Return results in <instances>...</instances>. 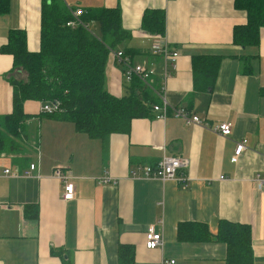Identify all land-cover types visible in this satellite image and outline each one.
Instances as JSON below:
<instances>
[{"label":"crops","instance_id":"crops-1","mask_svg":"<svg viewBox=\"0 0 264 264\" xmlns=\"http://www.w3.org/2000/svg\"><path fill=\"white\" fill-rule=\"evenodd\" d=\"M62 1L74 9L118 6L123 28L131 33L120 50H136L134 64L154 69L149 89L156 104L162 103L158 92L164 86L171 107L205 118L207 127L172 113L158 118L152 111L103 145L73 123L41 114L42 102L26 101L27 138L38 149L28 160L0 155V264H63L53 248L72 264H119L121 245L132 247L133 264H228L223 223L248 226L253 264H264V193L254 180L257 174L264 177V28L258 45H236L234 28L247 21V13L235 8V0ZM41 7L42 0H9V11L0 13V117L13 110L9 78L16 72L13 56L2 48L10 30L23 29L28 49H39ZM147 9L165 11L164 35L142 29ZM158 41L179 54L165 81L164 59L151 51ZM201 56L220 59L208 89ZM123 70L112 52L107 88L117 97L131 85ZM226 121L232 124L229 136L213 130ZM244 139L247 148L234 162L237 142ZM163 155L187 160L178 174L189 178L187 185L132 177L133 170L154 165ZM32 162L38 172L25 176ZM57 168L72 177V200L63 198L64 184L53 175ZM106 175L112 182L99 181ZM151 225L162 234L160 248L145 245ZM200 227L207 238L194 237Z\"/></svg>","mask_w":264,"mask_h":264},{"label":"trees","instance_id":"trees-1","mask_svg":"<svg viewBox=\"0 0 264 264\" xmlns=\"http://www.w3.org/2000/svg\"><path fill=\"white\" fill-rule=\"evenodd\" d=\"M234 5L247 13V21L234 28V43L242 47L258 45L264 28V0H235ZM72 9L62 0H42L37 51L28 49L25 30L9 32L2 51L13 56L12 71L24 72L26 78H9L13 87V110L0 117V155L28 160L30 153L37 151V142L30 143L26 133V123L31 117L24 110L28 100L56 107L52 116L73 123L77 131L101 140L103 145L111 134L127 132L133 119L152 115V106L157 100L150 87L139 78L131 82L128 93L122 97L114 96L107 88L109 56L131 38V33L123 28L120 8H84L80 20L89 27L67 25L74 19ZM8 11L9 0H0V13ZM141 26L151 34L164 35L165 11L147 9ZM123 52L131 58L137 54L131 49ZM198 59L206 64L204 89H208L214 84L220 59L210 56ZM41 114L49 113L42 111ZM221 225L223 229L226 227L221 230V237L228 247V264H253L249 227L232 223ZM197 233L196 239L208 237L201 227ZM52 253L61 257L63 264H72L59 248H53ZM119 258V264H133L132 247L121 245Z\"/></svg>","mask_w":264,"mask_h":264},{"label":"built area","instance_id":"built-area-1","mask_svg":"<svg viewBox=\"0 0 264 264\" xmlns=\"http://www.w3.org/2000/svg\"><path fill=\"white\" fill-rule=\"evenodd\" d=\"M74 19L70 20L67 25L75 27L77 25H84L89 27L88 24H83L80 20V16L84 13L83 8L72 9ZM151 51L153 54L161 55L164 59V71H163V80L165 81L171 75V69L175 68L176 59L178 57V52L171 50L167 43L163 41L155 42L152 45ZM114 54L119 62L124 68L123 75L126 82L131 83L135 78L142 80L147 86L152 88L151 77L154 75V69L152 67L146 66L143 63H136L132 61V58L125 55L122 50L114 51ZM172 66V68H171ZM161 97L162 103L155 104L152 106V111L156 114L158 118H166L170 113L175 117L185 120L188 124H198L203 127H207V122L205 118L193 114L191 111L187 110L184 107H171L164 96V86H162L158 92ZM56 107L46 104L43 105L42 111L53 114L56 111ZM58 111V110H57ZM213 130L220 135L229 136L232 132L231 122H221L213 127ZM247 148V140L237 142L235 148V154L233 161L237 162L243 151ZM188 164L187 160L171 155H163L162 158L154 165H143L139 166L132 171L133 178H145V179H158L162 181L167 180H178L180 183L187 185L189 178L179 179L178 174L182 168L186 167ZM39 166L36 163H30L27 170L24 171L25 176H31L34 172H38ZM6 173H9L10 170H5ZM58 180L64 184V193L63 198L65 200H72L74 198V184L71 182L72 177L68 175L63 169L57 168L53 174ZM257 189L264 193V177L260 174H257L254 178ZM102 183L112 182L111 178L107 175L99 180ZM145 245L149 249L160 248L163 246V237L162 234L157 231L155 225H151L146 233ZM175 261L172 260L170 264H173Z\"/></svg>","mask_w":264,"mask_h":264},{"label":"rangeland","instance_id":"rangeland-1","mask_svg":"<svg viewBox=\"0 0 264 264\" xmlns=\"http://www.w3.org/2000/svg\"><path fill=\"white\" fill-rule=\"evenodd\" d=\"M15 76L19 79H25L26 78V74L24 72H15ZM31 113H35V110L33 108H31L30 110ZM41 125V124H40ZM36 155V153H35ZM35 155L33 154V158L35 159Z\"/></svg>","mask_w":264,"mask_h":264}]
</instances>
